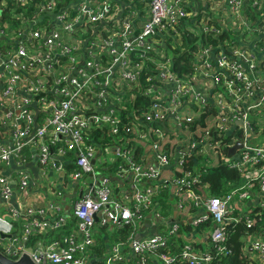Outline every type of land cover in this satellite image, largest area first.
Wrapping results in <instances>:
<instances>
[{
	"label": "built area",
	"instance_id": "1",
	"mask_svg": "<svg viewBox=\"0 0 264 264\" xmlns=\"http://www.w3.org/2000/svg\"><path fill=\"white\" fill-rule=\"evenodd\" d=\"M183 34L199 49L179 73ZM138 95L147 105L129 107ZM216 159L242 178L223 196L197 185ZM253 199L264 208V0H0L1 254L213 264L232 254L225 225L253 224ZM124 228L94 252L96 234ZM238 256L264 264V228Z\"/></svg>",
	"mask_w": 264,
	"mask_h": 264
},
{
	"label": "trees",
	"instance_id": "2",
	"mask_svg": "<svg viewBox=\"0 0 264 264\" xmlns=\"http://www.w3.org/2000/svg\"><path fill=\"white\" fill-rule=\"evenodd\" d=\"M182 37L184 38V41L180 46H171L172 50L176 54L173 61L174 69L179 73L191 70L192 53L199 49L196 45L198 37L193 36L192 34H183ZM215 42L216 39L207 37L206 40L204 38L203 44ZM147 103L148 100L138 95L134 98L129 107H145ZM193 162L194 161L192 159L188 160L189 164H193ZM200 171L201 175L197 185L205 188L210 196H223L233 187H237L242 184V178L237 170L230 168L226 163L220 162L217 159L202 165V167L200 166ZM157 202H160L164 207H170L171 193L168 189L161 191L157 197ZM248 213V217L253 220L251 227L247 226L246 218H244V216L239 217V220L236 222L227 223L225 225L227 232L226 245L231 250L232 254L225 255L221 259L214 258L212 261L213 264H249V262H251L248 258H240L238 255L242 252L244 234L247 232L259 234L264 228V208L256 204H251L248 206ZM233 215L235 216V212H233ZM209 226L210 223L207 222L203 225V227H201L199 232L201 233L203 228V230H205ZM127 231V228L120 229L118 231L105 229V234L107 236H99V234H96V246L94 247V252L98 255H102L109 241L124 240ZM48 236L53 237L54 234L50 233ZM169 250L177 251L178 247H172Z\"/></svg>",
	"mask_w": 264,
	"mask_h": 264
},
{
	"label": "water",
	"instance_id": "3",
	"mask_svg": "<svg viewBox=\"0 0 264 264\" xmlns=\"http://www.w3.org/2000/svg\"><path fill=\"white\" fill-rule=\"evenodd\" d=\"M241 147V144L239 142H237L234 146H232L229 150H228V156L231 157L233 156L234 152ZM253 202H257L256 199L253 200ZM173 208V213H172V217H171V221H173L176 217V205L173 204L172 206ZM147 219L146 222H149V218L151 217V214L148 213L146 215ZM139 236V235H138ZM0 264H35L31 261V259L29 258V256L27 254H23L19 259L17 260H12L9 259L7 257H5L3 254L0 253Z\"/></svg>",
	"mask_w": 264,
	"mask_h": 264
},
{
	"label": "crops",
	"instance_id": "4",
	"mask_svg": "<svg viewBox=\"0 0 264 264\" xmlns=\"http://www.w3.org/2000/svg\"><path fill=\"white\" fill-rule=\"evenodd\" d=\"M33 173H36L35 169H33ZM165 173H166V172H165ZM205 190H206V189H205ZM206 191H207V190H206ZM37 194H38V192H37L36 190L31 191V193H30V197H29V200H30L31 202H37V203H40V204L45 203V202H46V198L39 197V199H37V197H38ZM254 198H256V196H255ZM253 200H254V199H253ZM251 204H256V202L253 203V201L251 200V201H249V202L246 203V207H248V206L251 205ZM2 211H3V203H2L1 200H0V213H1ZM63 211H64V213H65L66 215H69V214H70V211H69L68 208H66V207H64ZM187 234H189V233H187ZM189 235H190V234H189ZM191 236H193V235H191ZM185 239L188 241V240L190 239V236H185Z\"/></svg>",
	"mask_w": 264,
	"mask_h": 264
},
{
	"label": "rangeland",
	"instance_id": "5",
	"mask_svg": "<svg viewBox=\"0 0 264 264\" xmlns=\"http://www.w3.org/2000/svg\"><path fill=\"white\" fill-rule=\"evenodd\" d=\"M170 214H171V211L167 210L166 212H164L162 214V216L164 217V219H167L170 216ZM166 228H167V223L166 222L159 226V230H161L163 232L166 231ZM180 231L185 232L183 227L180 228Z\"/></svg>",
	"mask_w": 264,
	"mask_h": 264
}]
</instances>
